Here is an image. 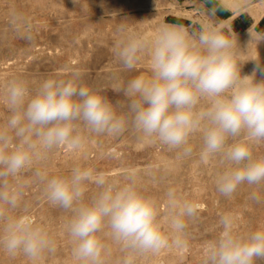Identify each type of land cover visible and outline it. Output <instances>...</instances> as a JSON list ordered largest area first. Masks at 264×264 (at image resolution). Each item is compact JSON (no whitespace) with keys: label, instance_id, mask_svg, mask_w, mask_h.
<instances>
[{"label":"clouds","instance_id":"9594fccd","mask_svg":"<svg viewBox=\"0 0 264 264\" xmlns=\"http://www.w3.org/2000/svg\"><path fill=\"white\" fill-rule=\"evenodd\" d=\"M216 11L212 8L209 17ZM10 23L18 32L23 29L21 38L32 39L22 15L14 13ZM118 31L124 35L114 54L123 69L132 71L145 55L149 58L148 74L114 89L124 97L119 110L84 84L78 70L67 79L47 78L35 89L22 78L6 85L2 102L8 115L0 123V251L10 257L35 261L55 251L48 232L21 211L27 185L20 178L29 171L43 185L47 201L70 214L64 229L75 264H105V236L126 253L122 264H132L131 255L156 254L170 245L165 225L176 234L172 242L183 246L184 218L194 217L198 206L181 201L174 190L166 193L162 224L160 202L139 191L131 175L120 182L89 167H73L63 176L35 167L61 147L80 150L82 130L119 136L130 127L181 158L192 155L190 140L199 134L201 162L217 159L221 165L215 181L221 196L231 199L242 185H264V155L255 153L264 144V65L253 58L252 74L241 75L250 59L241 58L245 52L231 25L212 20L189 31L164 24L151 36L124 26ZM262 40L264 33L254 36L250 30L246 52ZM90 185L95 191L89 195ZM251 199L264 202L256 192ZM218 224L220 231L204 248L202 264H264V227L240 234L227 214Z\"/></svg>","mask_w":264,"mask_h":264},{"label":"rangeland","instance_id":"374dc122","mask_svg":"<svg viewBox=\"0 0 264 264\" xmlns=\"http://www.w3.org/2000/svg\"><path fill=\"white\" fill-rule=\"evenodd\" d=\"M221 2L223 5L217 0H0V123L8 115L2 101L10 79L22 78L35 89L47 78L67 79L74 70L81 72L84 84L99 90L119 110L118 102L124 97L114 89L136 75L149 73L147 55L132 71L118 62L114 50L124 35L118 31L121 26L151 36L164 24L198 31L202 24L223 20L231 25L238 48L245 52L241 58L250 59L241 66V75H251L257 62L251 59L258 57L264 65V40L252 43L246 52L250 30L254 36L264 33V0H253L237 12L225 8L229 0ZM212 8L217 9L214 18L208 15ZM14 13L22 15L30 26V41L21 38L23 29L18 32L10 23ZM255 79L262 77L257 73ZM81 134L84 143L80 150L61 147L35 167L49 176L68 175L76 166L89 167L109 181L120 182L131 175L139 191L160 202L162 224L169 189L181 201L198 206L194 217L184 218L187 227L179 237L183 246L172 242L176 234L165 225L170 245L156 254L131 255L132 264H202L204 248L218 235V221L225 214L232 216L240 234L264 227V202L251 199L253 192L264 199V185H242L231 199L221 196L215 186L221 165L217 159L201 162L199 134L191 138L193 153L185 158L130 127L119 136L86 130ZM255 153L264 155V144L258 145ZM20 180L27 185L21 211L48 232L55 251L45 252L35 261L0 251V264H75L64 229L70 214L47 201L43 185L33 180L31 171L23 173ZM94 191L95 186L90 185L88 194ZM102 239L108 245L105 264H122L126 253L106 236Z\"/></svg>","mask_w":264,"mask_h":264},{"label":"crops","instance_id":"0c3cea01","mask_svg":"<svg viewBox=\"0 0 264 264\" xmlns=\"http://www.w3.org/2000/svg\"><path fill=\"white\" fill-rule=\"evenodd\" d=\"M217 1L222 4V2H221L222 0H217ZM252 1L253 0H229L230 5H228V7L225 6V8L227 10L237 12V11L241 10L242 8H244L245 6L249 5ZM213 5H216V3H214Z\"/></svg>","mask_w":264,"mask_h":264}]
</instances>
